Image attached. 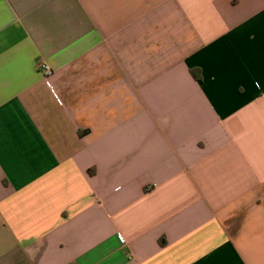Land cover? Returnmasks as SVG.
Wrapping results in <instances>:
<instances>
[{
    "label": "crops",
    "instance_id": "0c3cea01",
    "mask_svg": "<svg viewBox=\"0 0 264 264\" xmlns=\"http://www.w3.org/2000/svg\"><path fill=\"white\" fill-rule=\"evenodd\" d=\"M0 264H264V0H0Z\"/></svg>",
    "mask_w": 264,
    "mask_h": 264
},
{
    "label": "built area",
    "instance_id": "2783aa9c",
    "mask_svg": "<svg viewBox=\"0 0 264 264\" xmlns=\"http://www.w3.org/2000/svg\"><path fill=\"white\" fill-rule=\"evenodd\" d=\"M42 72L44 73L45 77H50L53 73L51 67L47 64L41 65Z\"/></svg>",
    "mask_w": 264,
    "mask_h": 264
}]
</instances>
